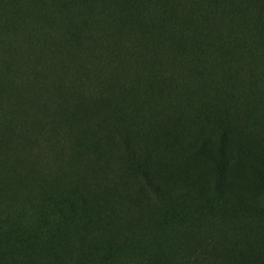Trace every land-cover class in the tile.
Segmentation results:
<instances>
[{
    "label": "trees",
    "instance_id": "1",
    "mask_svg": "<svg viewBox=\"0 0 264 264\" xmlns=\"http://www.w3.org/2000/svg\"><path fill=\"white\" fill-rule=\"evenodd\" d=\"M263 208L264 0H0V264H264L198 219Z\"/></svg>",
    "mask_w": 264,
    "mask_h": 264
},
{
    "label": "rangeland",
    "instance_id": "2",
    "mask_svg": "<svg viewBox=\"0 0 264 264\" xmlns=\"http://www.w3.org/2000/svg\"><path fill=\"white\" fill-rule=\"evenodd\" d=\"M245 157V154L242 152H238V154L234 157V160L239 166V175L241 177L246 176V172L244 170V167L242 166V158ZM191 159V158H190ZM210 161H213V163L217 162L218 160V154L216 152H213L210 157ZM76 165V164H75ZM77 167V166H76ZM131 194L133 196H136L137 194V188L132 185L128 186ZM245 211L243 213L247 214H238V215H228V214H219L218 211H210L203 209L199 212L198 214V219L203 220L204 224L206 225V232H211V233H217L219 230L220 226L225 225L226 223H229L231 227H234L236 229H242L244 228L246 221L250 220L252 217H257L260 219L262 222H264V208L263 210H252L251 212ZM255 246L261 250H264V240L259 239L255 240Z\"/></svg>",
    "mask_w": 264,
    "mask_h": 264
}]
</instances>
